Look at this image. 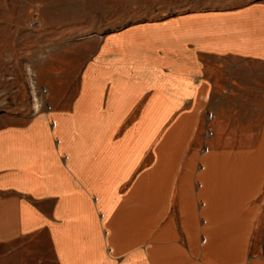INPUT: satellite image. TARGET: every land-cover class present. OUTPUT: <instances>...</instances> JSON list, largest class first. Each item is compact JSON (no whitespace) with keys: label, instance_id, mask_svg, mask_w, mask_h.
I'll return each mask as SVG.
<instances>
[{"label":"crops","instance_id":"obj_1","mask_svg":"<svg viewBox=\"0 0 264 264\" xmlns=\"http://www.w3.org/2000/svg\"><path fill=\"white\" fill-rule=\"evenodd\" d=\"M188 5L85 38L74 92L0 126V264H264V84L210 62L264 67V0Z\"/></svg>","mask_w":264,"mask_h":264},{"label":"rangeland","instance_id":"obj_2","mask_svg":"<svg viewBox=\"0 0 264 264\" xmlns=\"http://www.w3.org/2000/svg\"><path fill=\"white\" fill-rule=\"evenodd\" d=\"M253 1L0 0V126L27 122L50 109L51 95L74 92L88 59L84 41L90 35H102L136 20L182 13L187 4L227 7ZM124 9L127 20H105ZM210 62L218 64L212 68L218 77L238 78L244 84L257 78L264 84L263 66L238 64L233 59ZM60 79L66 82L58 87Z\"/></svg>","mask_w":264,"mask_h":264}]
</instances>
